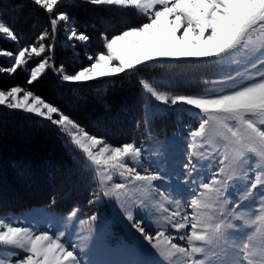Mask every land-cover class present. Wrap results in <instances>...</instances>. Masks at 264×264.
<instances>
[{"label": "snow or ice", "instance_id": "1", "mask_svg": "<svg viewBox=\"0 0 264 264\" xmlns=\"http://www.w3.org/2000/svg\"><path fill=\"white\" fill-rule=\"evenodd\" d=\"M29 3L47 14L51 32L37 37L38 46L19 47L15 28L0 13V40L17 45L0 49V58L9 60L0 75L24 69L27 85H33L51 70L63 82L84 83L195 60L216 76L201 81L202 90L191 94L161 90V82L148 75L138 81L150 100L187 107L199 116L186 137L179 198L154 183L165 177L159 169L144 167V150L135 141L114 146L29 88H0V107L54 126L94 173L102 195L115 199L123 218L147 242L139 246L151 259L119 264H264V0H87L134 10L143 21L111 37L102 33V50L88 55L89 65L75 72L44 55L55 45L43 41L70 21L60 10L64 0ZM66 33L69 42L90 40L76 27H66ZM42 56L29 68L33 57ZM138 211L158 214L154 233L151 225L146 230ZM78 212L73 208L67 219L71 222ZM95 220L93 215L81 224ZM66 234L0 214V264H86L84 247L66 242Z\"/></svg>", "mask_w": 264, "mask_h": 264}, {"label": "trees", "instance_id": "2", "mask_svg": "<svg viewBox=\"0 0 264 264\" xmlns=\"http://www.w3.org/2000/svg\"><path fill=\"white\" fill-rule=\"evenodd\" d=\"M64 2L66 7L60 10L68 12L80 31L96 36L97 40L96 33L101 36L107 27L94 30L97 20H106L111 32L129 24V17L119 10L112 11L114 17H111L106 16L109 13H105V9L84 0ZM8 7L13 11L6 10ZM0 13L15 28L19 44H32L45 30L51 32L47 14L34 8L29 0H0ZM14 44L0 40L2 49L14 50ZM74 50L75 47L57 43L51 53L53 63L65 65L67 56L71 58ZM6 62L0 58V66H6ZM36 62L37 58L31 60V63ZM157 72L151 68L148 72L115 77L104 84L72 85L47 70L33 85H27L28 73L19 69L11 77L0 75V88L13 85L29 88L60 107L89 132L98 127L100 135L112 141L131 142L145 139L146 125L154 137L162 138L177 124L173 111L156 114L148 121V103L138 81L141 76L152 77ZM98 115L103 120L94 123ZM79 157V152L66 143L54 126L0 107V211H20L40 204L61 211L74 207L81 212L89 211L95 206L98 187L94 174L84 167ZM89 200L94 202L89 204Z\"/></svg>", "mask_w": 264, "mask_h": 264}, {"label": "rangeland", "instance_id": "3", "mask_svg": "<svg viewBox=\"0 0 264 264\" xmlns=\"http://www.w3.org/2000/svg\"><path fill=\"white\" fill-rule=\"evenodd\" d=\"M97 7L98 6H96V8ZM101 8L103 11L105 9V13H109L106 16L111 17H114L112 11H121L122 13L126 14L127 17H129V24H137L143 21V18L140 17L134 10H121L114 7ZM6 10L13 11L12 7H8ZM96 19H94L95 25ZM11 20L15 21L13 18H11ZM105 25L107 27L102 32L109 37L125 30L126 27L122 26L121 29L111 32L110 30H108L110 28L108 27V23L106 20H97V26L93 29L96 31L99 29L101 30V28H103ZM21 27H23V23ZM66 27H76L79 30L77 24L73 23V20H70L68 25H65L63 22H61L58 26L56 35H50L45 41V44L56 45L60 42L61 46L66 47L70 45L71 47H75L74 54L73 52H71L73 56L71 58L67 56L65 65H63L69 72H75L81 67H86L89 65L90 62L87 60V56L95 55L97 52L101 51L103 40L101 39L100 33H96L99 36L98 40L96 39V36L94 38L92 34H89L90 40L87 43L77 41L69 42L66 39ZM40 42L41 41L37 40L32 44H36L38 46ZM14 46L15 48L17 47L16 44H14ZM18 46L26 47L28 45L19 44ZM44 55H51V53L46 52ZM75 55H77L78 58L74 57ZM3 58L4 60H7V65L9 63L8 58ZM34 58H37L36 63H38L39 60L43 58V56L33 57L32 59ZM50 63H53V61H51ZM32 66H35V64L31 63L30 61L29 68ZM59 66L57 65V67ZM152 70L158 71L156 73V76H152V78L161 82V90L171 91L177 94H191L199 92L204 87L201 81L206 79L212 80L216 78L211 70L199 66L198 62L195 60L175 61L171 62L168 68H164L158 65L152 68ZM203 72H206V74L204 75ZM114 78L115 77H100L95 81H88L84 83H64L72 85H96L99 83H107ZM144 95L146 96L145 93ZM146 100V103L154 106L153 109L150 108L148 117L151 116L152 110L162 111L166 108H172L166 107L154 100H150V98L147 96ZM173 108H176V119L180 122L177 126V129L172 131L164 138L160 139L155 138L149 134V141L145 144L137 143V146L142 147V149L144 150V167L159 169L165 177L162 181H157L154 183L159 186L162 191H171L174 196L179 198V194L177 193L176 189L178 185H183V178L180 174L183 171L182 162L186 160V137L188 130L191 128V126L193 127V125L197 123L199 116L194 110H191L187 107ZM93 120L94 123H98L103 119H101V116L98 115L95 116ZM190 121L191 124H189ZM95 128L92 133L89 132L90 130L88 131L87 128H85V130L90 134H94L98 137H103L107 142L114 146L125 143L112 141L111 139L100 135L101 133L99 132L100 130L98 129V127ZM24 169L26 173L29 172L27 167H25ZM140 171L143 172V169H140ZM91 173L94 174L93 172ZM116 182H120L118 177L116 179ZM183 195L187 197L188 193L184 192ZM97 196L99 198L96 199L97 201L95 202V206L87 211V213H82L79 210L77 216L73 218L71 222L67 219V217L72 210L69 212H59L57 210L43 206L29 208L23 212L18 213L12 211H0V214L18 217L21 221H23L24 224L34 225L37 228L51 229L52 231H56L57 229L66 231V242L78 243L84 247V253L81 255V259L85 261L86 264H119V262L128 259H151V257H148L143 253L142 248H140L139 246L141 243L146 245L147 242L142 241L140 234L135 232V230L132 229L128 222L123 218V213L120 212V208L117 205L115 199H109L108 197L103 196L99 188L96 197ZM93 215L96 216L95 221H92L89 224H81V221H87L88 218ZM157 215L158 214L155 211H153L151 215H149L148 212L138 211V218H143L146 230H148L149 225H151V231L153 233L155 230L154 221L156 220ZM89 228H91V232L88 231ZM169 231L173 235L176 234L174 230L170 229ZM81 237H85V239L81 240ZM176 242L183 243L180 241Z\"/></svg>", "mask_w": 264, "mask_h": 264}]
</instances>
